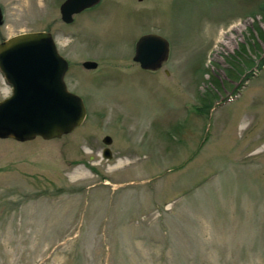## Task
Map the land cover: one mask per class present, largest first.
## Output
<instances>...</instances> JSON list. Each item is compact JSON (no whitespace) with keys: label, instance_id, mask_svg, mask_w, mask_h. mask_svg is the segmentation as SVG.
Returning a JSON list of instances; mask_svg holds the SVG:
<instances>
[{"label":"rangeland","instance_id":"1","mask_svg":"<svg viewBox=\"0 0 264 264\" xmlns=\"http://www.w3.org/2000/svg\"><path fill=\"white\" fill-rule=\"evenodd\" d=\"M61 1L0 0V41L50 31L86 111L0 138V264H264V0H101L71 24ZM148 32L154 71L131 59Z\"/></svg>","mask_w":264,"mask_h":264},{"label":"water","instance_id":"2","mask_svg":"<svg viewBox=\"0 0 264 264\" xmlns=\"http://www.w3.org/2000/svg\"><path fill=\"white\" fill-rule=\"evenodd\" d=\"M98 1L63 0L58 7L60 20L68 23L72 14ZM167 56V40L148 32L135 40L131 59L141 69L154 71L165 63ZM81 66L91 69L96 62L84 60ZM66 69L67 60L58 54L47 30L19 32L0 41V73L10 86L9 95L0 99L1 139L21 142L34 137L58 138L80 125L85 106L81 97L66 87ZM101 141L105 145L102 156L110 158L106 146L111 137L104 135Z\"/></svg>","mask_w":264,"mask_h":264},{"label":"flooded vegetation","instance_id":"3","mask_svg":"<svg viewBox=\"0 0 264 264\" xmlns=\"http://www.w3.org/2000/svg\"><path fill=\"white\" fill-rule=\"evenodd\" d=\"M63 1V0H62ZM61 1V2H62ZM100 1L101 0H99L97 3H95L94 5H92V6H90V7H87V8H85V9H83V10H81V11H79V12H77V13H74V14H72V16H71V21L70 22H68V23H64V22H62L61 20V22L63 23V24H71L74 20H75V18H76V16L78 15V14H80V13H83V12H86V11H88V10H90V9H93L94 7H96V6H98V4L100 3ZM60 2V3H61ZM60 3H59V5H60ZM59 5H58V7H59ZM58 13H59V11H58ZM59 19H60V14H59ZM50 32V31H49ZM51 36H52V38H53V41H54V44H55V46H56V50H57V52H58V54H60L61 56H63L66 60H67V58L62 54V52L59 50V48H58V46H57V43H56V41L54 40V37H53V35L51 34ZM138 38V37H137ZM136 38V39H137ZM135 42V41H134ZM133 46H134V44H133ZM82 63V62H81ZM68 66H69V62H68V60H67V68H68ZM67 70V69H66ZM63 79H64V76H63ZM66 84V83H65ZM10 87V86H9ZM67 87V86H66ZM69 90V89H68ZM10 93V92H9ZM9 95V94H8ZM7 95V96H8ZM82 99V98H81ZM83 101V100H82Z\"/></svg>","mask_w":264,"mask_h":264}]
</instances>
